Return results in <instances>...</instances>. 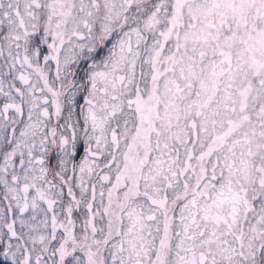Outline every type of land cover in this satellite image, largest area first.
<instances>
[{"label":"snow or ice","instance_id":"1","mask_svg":"<svg viewBox=\"0 0 264 264\" xmlns=\"http://www.w3.org/2000/svg\"><path fill=\"white\" fill-rule=\"evenodd\" d=\"M0 264H264V0H0Z\"/></svg>","mask_w":264,"mask_h":264}]
</instances>
